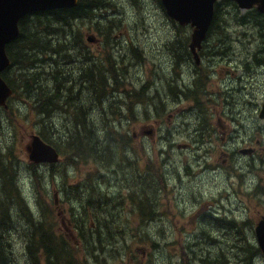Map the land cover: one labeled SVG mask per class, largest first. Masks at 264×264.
<instances>
[{"label":"rangeland","instance_id":"1","mask_svg":"<svg viewBox=\"0 0 264 264\" xmlns=\"http://www.w3.org/2000/svg\"><path fill=\"white\" fill-rule=\"evenodd\" d=\"M100 2L111 5L95 21L85 14L61 24L53 15H42L41 23L39 15L30 14L16 53L44 62V73L35 74L34 80L65 64L58 85L66 87L61 104L70 101L76 108L61 110L44 123L53 129L84 125L75 135L90 136L100 147L103 132L110 147L104 155L99 151V160L72 156L68 145L54 141V130L43 127L40 109L18 88L24 64L3 73L14 96L0 110V264H50L55 257L66 264H206L209 259L217 260L215 264H264L254 231L256 219L264 215V154L262 160L260 154L252 158L241 153L246 147L259 153L264 148V119L259 117L264 31L230 18L238 14L255 23L264 20L257 10L219 1L203 45L213 57L201 58L197 65L189 49L193 28L170 17L161 0ZM221 8L229 24L220 28L215 18ZM48 23L52 34H46ZM35 33L52 39L48 47L25 49ZM88 35L96 40L89 42ZM173 37L186 55L176 71L164 46ZM216 40L228 43L230 56L217 53ZM56 42L69 44L55 51V57ZM193 69L199 71L195 81L201 79L203 93L197 102L194 97L176 98L166 78L181 90L190 86ZM142 91L144 101H139L136 93ZM231 105L240 108L232 113L235 120ZM42 133L59 150L56 164L29 160L26 147L33 134L44 138ZM242 164L252 166L247 179L243 174L250 168ZM261 176L263 187L251 191ZM135 177L148 181L151 200L130 186ZM146 201L154 203L153 214ZM40 223L52 230L51 256L31 246L41 237L35 233ZM245 252L253 255L246 259Z\"/></svg>","mask_w":264,"mask_h":264},{"label":"trees","instance_id":"2","mask_svg":"<svg viewBox=\"0 0 264 264\" xmlns=\"http://www.w3.org/2000/svg\"><path fill=\"white\" fill-rule=\"evenodd\" d=\"M110 5H111L110 3L102 5L100 0H79L78 4L74 8L55 9V10H50V11H45V12H36L34 15H37V16L39 15V19L41 18L42 15H53L54 18L56 19V21L58 23H61V24L62 23H67V22H69L70 19H76V18H78L80 16H83L85 14H88L90 16V20L91 21H95V18L98 15V13L99 12H103V10L106 7L110 6ZM225 8L219 9L217 11V14H216L215 24H216V26H218L220 28L222 26L221 23L229 24V22H228L229 18L227 16L221 17L222 14L224 13ZM99 15L103 16L104 14L102 13V14H99ZM27 17L22 19V21H20L21 34H20L19 38L17 39L16 43L13 44V42H12L7 47L8 52L11 53L10 56L13 58L12 59L13 60L12 65L15 64V68H16V70H18L24 64L22 69L26 71V72H24V74H22L21 78L19 79L18 88L20 86H22L23 93H24L25 97H28V98L32 97L33 106H34V108H37V109L39 108L40 109L41 117H47V116L50 117V115L51 116L55 115L56 112L58 113L61 110L62 111H67L70 108L75 109L76 106L74 104H72L70 101L66 102L64 100V102L62 104H60L62 102V100H63L64 90L66 89V87L63 86V85L58 86L59 83L63 82L62 79H61L62 78L61 69H62L63 65H65L64 63L60 64L59 69L54 70L56 72L53 71L50 74L47 73L46 75L38 77L37 79L34 80V75L35 74L44 73V71H45L44 62L42 60H31L33 55H29L27 57L28 54H19V55L16 56L17 51H19V49L17 48V42H20L22 37H24V32L26 30L25 23H26ZM230 19H232V21H234L235 24H237V25L242 26V25H245V24H250L252 26H259L260 27V33H262L264 31V24L261 23V22L260 23H255L254 20L251 19V18L242 19L238 14H236L235 16H233ZM40 21H41V23H43L41 19H40ZM56 29H59V28H56ZM45 31H46V34H52L53 33V29H52V24L51 23L45 24ZM29 39H30V42L26 45V48H25V49H28V50H33V49L37 48L39 45L40 46H44V47H48L49 43L52 41V39L50 37L42 36V35L39 36L38 33L32 34ZM217 40H221V38H218ZM56 43H59V42H56ZM67 44H69V42H67ZM67 44L64 45V46L67 47ZM64 46H63V44L59 43V47L58 48L54 47L53 53H54L55 57L58 54L55 51H62V48ZM203 50L207 51L206 54H205V57H207V58L208 57H213L208 49L204 48ZM260 50L262 52L263 51V47ZM263 53H264V51H263ZM183 57L186 58L185 53H184ZM96 71L101 72V70H96ZM105 73H106V71H105ZM199 80H201V79H199ZM36 87H37V91H36ZM197 87H199V86L197 85ZM197 87H196V91L195 92H193L191 94L190 93H185L184 97L185 98L194 97L195 98V102H197L198 96L200 97L201 96L200 93H203V89L201 91H198ZM55 96H56V98H55ZM136 97L140 98L139 101H144V91L137 92L136 93ZM35 100H36V102H35ZM51 104H52V106H51ZM195 104H200V102L195 103ZM190 114L192 115L191 112H190ZM188 124H187V126H188ZM48 125L49 124H47V123H43V127L50 128L51 125H49V126ZM56 127H57V129L50 128V129L54 130V133H55L54 141L57 144H64L66 146L68 145L69 146L68 148L71 150L72 156H74V155H76L78 157L81 156L82 159L85 158V156H89V155L91 157H93V156L94 157H96V156L101 157L102 155H104L106 153V150L109 149L108 147H110L109 142L108 143L106 142L108 140H107V138H106V136L104 135L103 132H101V134H102V137H103V141H105V143L102 145V147H99L98 141H93L92 144H91V140L89 138H86V136L75 135L76 132L77 133L79 132V130H83L84 125L78 126V129L71 128L68 125L66 127H62L61 126L60 128L58 127V125H56ZM42 136H44L43 139L45 141L50 142L46 138L48 136L45 133H42ZM84 137H85V140H83ZM96 150L98 152H96ZM100 150L103 151L102 155L99 154ZM91 151H93V152H91ZM123 154H126V153H123ZM98 157H96V158L99 160ZM7 171H8V169L6 170V172ZM135 183H136L135 185H130V186L134 187L138 192H140V194L142 196L146 197V199L151 200V198H152L151 191H149V189L145 185L147 182H141L138 178H136V182ZM160 184H163L162 181H160ZM8 185L9 186L11 185V187H13V184H11L10 182H8ZM22 201H25V199L22 198ZM146 203H147V205L149 206V208L151 210V214H153L152 211H153V207H154L153 204L154 203L148 202V201H146ZM100 213H101V211L99 212V214ZM27 217H28L29 220L33 219L32 216L29 213L28 208H27ZM0 221H2V220L0 219ZM42 222L45 225L50 227V224L47 223L46 221L42 220ZM43 223L35 225V233H40L41 237H40V239L33 241L31 246H34L36 248L42 247L45 250L46 255L47 256H51V255L55 254L54 237H53L52 230L50 228L44 226ZM3 225L9 230L10 223L8 222L7 219H4ZM8 234H9V232H8ZM88 239L90 241L101 242V239H98L97 237H89L88 236ZM244 255H245V258L248 259V258L251 257V255H253V252H249V253L245 252ZM216 262H217V260H215V259H209L206 264H215ZM244 263L245 262H243L242 264H244ZM50 264H66V262L62 258L55 257V258H53L50 261ZM69 264H73V262L71 260H69Z\"/></svg>","mask_w":264,"mask_h":264},{"label":"water","instance_id":"3","mask_svg":"<svg viewBox=\"0 0 264 264\" xmlns=\"http://www.w3.org/2000/svg\"><path fill=\"white\" fill-rule=\"evenodd\" d=\"M167 14L181 26L191 24L194 30L191 36V50L199 63L198 51L202 48L214 16V7L218 0H161ZM241 9H257L264 13V0H233ZM78 0H0V107L6 106L13 89L2 77V72L11 65L6 47L20 35V21L35 12L50 11L59 8H73ZM90 42L94 36H88ZM261 117H264V102ZM150 131V130H149ZM151 132V131H150ZM26 150L30 161L56 164L60 161L58 150L39 135L33 134ZM247 153L246 150H243ZM260 246L264 253V221L256 226Z\"/></svg>","mask_w":264,"mask_h":264},{"label":"flooded vegetation","instance_id":"4","mask_svg":"<svg viewBox=\"0 0 264 264\" xmlns=\"http://www.w3.org/2000/svg\"><path fill=\"white\" fill-rule=\"evenodd\" d=\"M252 10H257V12L260 14V16L262 17V19L264 20V13L263 12H261V11H259L256 7H254ZM247 25H250V24H245V25H242L243 27H246ZM255 28H258L259 30H260V27L259 26H254ZM90 42V41H89ZM94 42V41H93ZM219 42V43H218ZM14 43H16V41H14L13 42V44ZM19 42H17V44H18ZM218 43V44H217ZM203 45H204V42L202 43V48L200 49V51H199V54L201 53V55H200V62L199 63H197L196 61H195V63L197 64V65H199L200 63H201V58H202V60L203 61H207V60H210V58H212V57H205V54H206V50H203ZM164 46H165V48H166V50L170 53V55L173 57L172 58V61H171V65H173L174 66V68H173V71H176V70H178L179 68H180V66L183 64V61L181 60V59H184V52L182 51V49L180 48V46H178V38L177 37H173V39L170 41V42H168V43H164ZM226 47V48H225ZM216 48H217V53L221 56V57H226V56H228L229 55V52H230V50H229V45H228V43H225L224 41H217L216 40ZM189 49H190V52H191V48H190V43H189ZM219 49V50H218ZM226 50V51H225ZM222 52L224 53V54H222ZM225 52H227V53H225ZM260 52H261V50H260ZM9 54L11 55V53L9 52ZM223 55H225V56H223ZM179 56V57H178ZM11 57V56H10ZM259 57V56H258ZM262 57V56H261ZM261 57H259L260 59H261ZM229 58V57H228ZM11 59H13L12 57H11ZM205 59V60H204ZM217 59H219V58H217ZM93 64H94V62H93ZM95 68H96V70H98V68H97V66H95ZM184 71L186 72V74L187 75H189V72L186 70V69H184ZM198 72L199 71H197V69H193L192 70V75H193V78L194 79H192V82H191V84H190V86H188L187 88H184V89H181V90H179L178 89V87H177V85H176V83L173 81V80H170V77H167L166 78V85H167V88L168 89H174V96L176 97V98H185L184 97V94L185 93H188V92H191V93H193V92H195L196 91V87H197V83H198V81L196 80L195 81V77H196V75L198 74ZM98 73H100V72H98ZM154 76V78L157 80V78L155 77V75H153ZM4 77V76H3ZM10 85V84H9ZM10 87L13 89V87L10 85ZM146 92H147V97H148V95H149V91H150V85L148 84V85H146ZM200 87H197V90L198 91H201V89H199ZM188 91V92H187ZM14 96V89H13V93L8 97V99H7V101H6V106H4L5 108H7V106H8V101L12 98ZM244 104H247V103H244ZM214 106H217V104H213ZM183 105H181L180 107H179V111H178V114L180 113V108L182 107ZM240 108H242V109H244V107H243V104H241L240 103ZM233 108H236V109H233ZM240 108H237V106H235V105H231L230 106V108H229V113H239V111H240ZM190 109V108H189ZM261 110H262V107H261ZM261 110H260V112H259V117L261 118V119H264V117H261L260 116V113H261ZM231 113V115H230V118L232 119V120H235L236 119V116L235 115H233ZM183 125H185V123L183 122ZM257 137H258V135H256ZM209 138H211V134L209 135ZM203 140H200L199 142H202ZM246 149V151H247V153H244L245 154V156H248V157H252V158H257L258 157V155L260 154L261 155V159L263 160V151H264V148L263 147H261V152L259 153L258 152V148H254V147H246L245 148ZM242 166H245L246 168H250L249 170L248 169H246L245 171H244V174H243V176H244V178L245 179H247V178H249L250 176H251V173H249V171H251L252 170V166H251V164H242ZM241 166V167H242ZM247 175V176H246ZM249 176V177H248ZM260 185V186H259ZM259 185H258V182H255V184H254V186H252L251 188H249L251 191H257V190H259L258 188H260V187H263V177L261 176L260 177V180H259ZM262 221H264V215H262V216H260L259 218H257L256 219V221H255V227H254V231H255V237H256V240H257V245H258V249H259V251H260V254L263 256V258H264V253H263V250H262V248H261V246H260V243H259V238H258V235H257V231H256V226L258 225V224H260Z\"/></svg>","mask_w":264,"mask_h":264},{"label":"bare ground","instance_id":"5","mask_svg":"<svg viewBox=\"0 0 264 264\" xmlns=\"http://www.w3.org/2000/svg\"><path fill=\"white\" fill-rule=\"evenodd\" d=\"M66 28V27H65ZM228 28V27H227ZM226 29V28H225ZM227 39V38H226ZM219 43V42H218ZM217 43V44H218ZM230 44V43H229ZM179 46V45H178ZM226 48V47H225ZM246 48V47H245ZM261 49V48H260ZM219 50V49H218ZM226 51V50H225ZM225 53H227V52H225ZM230 53V52H229ZM123 54V53H122ZM201 54V53H200ZM222 54H224L223 52H222ZM223 56H225V55H223ZM230 56V55H229ZM179 57V56H178ZM259 58V57H258ZM211 60V59H210ZM112 62V61H111ZM127 62V61H126ZM103 64V63H102ZM263 65V64H262ZM197 85L199 86V81H198V83H197ZM89 86V85H88ZM200 89V88H199ZM45 92V91H44ZM188 92V91H187ZM58 94V93H57ZM191 94V93H190ZM71 95H72V93H71ZM104 95V94H103ZM58 97V96H57ZM138 97V96H137ZM51 98V97H50ZM55 98H56V96H55ZM74 98V97H73ZM52 99V98H51ZM137 99H140V98H137ZM55 100V99H54ZM53 100V101H54ZM61 100V99H60ZM74 100H75V98H74ZM78 100H80V99H78ZM52 101V102H53ZM58 102V101H57ZM60 102V101H59ZM66 102H68V101H66ZM76 102V101H75ZM79 102V101H78ZM70 103V102H69ZM45 104V103H44ZM47 104V103H46ZM61 104V103H60ZM50 105V104H49ZM78 105V104H77ZM46 106V105H45ZM51 106H52V104H51ZM72 106V105H71ZM42 107V106H41ZM63 107V106H62ZM183 107V106H182ZM83 108V107H82ZM184 108H187L186 106L184 107ZM42 109V108H41ZM233 109H236V108H233ZM187 110H188V108H187ZM47 111V110H46ZM43 112V111H42ZM51 113V112H50ZM57 113V112H56ZM55 113V114H56ZM77 113H79V112H77ZM232 113V112H231ZM52 114V113H51ZM238 114V113H237ZM47 115V114H46ZM53 116V115H52ZM51 115H50V117H52ZM85 116V115H84ZM48 117V116H47ZM47 117H42V123H44L45 122V119L47 118ZM76 117V116H75ZM54 118V117H53ZM47 119H49V118H47ZM59 119V118H58ZM52 120V119H51ZM65 121H67V120H65ZM82 121V120H81ZM84 121V120H83ZM48 122V121H47ZM54 122V121H53ZM87 122V121H86ZM185 124H186V121H183ZM70 123V122H69ZM85 123V122H84ZM50 125V124H49ZM48 125V126H49ZM56 125V124H55ZM71 125V124H70ZM86 125V124H85ZM56 128V127H55ZM78 128V127H77ZM69 131V130H68ZM85 132V131H84ZM74 133V132H73ZM72 133V134H73ZM89 133V132H88ZM75 134V133H74ZM80 137V136H79ZM87 138V137H86ZM89 138H90V136H89ZM240 138V137H239ZM251 138V137H250ZM64 139V138H63ZM72 139V138H71ZM93 139V138H92ZM244 139V138H243ZM77 140V139H76ZM81 140V139H80ZM83 140H85V137H84V139ZM60 141V140H59ZM58 142V141H57ZM91 142H93V141H91ZM105 142V141H104ZM76 143V142H75ZM99 143V142H98ZM107 143H108V141H107ZM112 143V142H111ZM92 144V143H91ZM102 144H103V142H102ZM110 144V143H109ZM76 145V144H75ZM97 145V144H96ZM107 145V144H106ZM98 147V146H97ZM100 147V146H99ZM76 148V147H75ZM96 148V147H95ZM109 148V147H108ZM102 149V148H101ZM105 149V148H104ZM101 151V150H100ZM107 151V150H106ZM91 152H93V151H91ZM96 152H97V150H96ZM95 152V153H96ZM101 152H103V151H101ZM94 154V153H93ZM100 154V153H99ZM80 155V154H79ZM90 156V155H89ZM86 158V157H85ZM241 169V168H240ZM219 172V171H218ZM249 173H251V171H249ZM215 174V173H214ZM132 175V174H131ZM11 176V175H10ZM247 176V175H246ZM249 177V176H248ZM14 178V177H13ZM245 179V178H244ZM154 181V180H153ZM146 182H148V181H146ZM151 182H152V180H151ZM150 182V183H151ZM249 182V181H248ZM158 184V183H157ZM154 185V184H153ZM156 185V184H155ZM11 186V185H10ZM219 186V185H218ZM261 197H263V196H261ZM154 205V204H153ZM152 208V207H151ZM152 212H154V211H152ZM235 214V213H234ZM244 226H246V225H244ZM249 226V225H248ZM248 228V227H247ZM236 230V229H235Z\"/></svg>","mask_w":264,"mask_h":264}]
</instances>
